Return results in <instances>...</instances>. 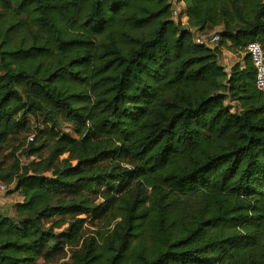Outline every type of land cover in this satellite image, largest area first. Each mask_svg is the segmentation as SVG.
<instances>
[{
	"label": "trees",
	"instance_id": "trees-1",
	"mask_svg": "<svg viewBox=\"0 0 264 264\" xmlns=\"http://www.w3.org/2000/svg\"><path fill=\"white\" fill-rule=\"evenodd\" d=\"M252 41L264 0H0V264H264Z\"/></svg>",
	"mask_w": 264,
	"mask_h": 264
},
{
	"label": "built area",
	"instance_id": "built-area-1",
	"mask_svg": "<svg viewBox=\"0 0 264 264\" xmlns=\"http://www.w3.org/2000/svg\"><path fill=\"white\" fill-rule=\"evenodd\" d=\"M219 40L217 35L213 36L210 39L211 43H215ZM245 53L249 57L251 64L255 70V85L259 91L264 92V50L258 42H249L245 48ZM33 136L28 138V141L31 142ZM9 190V186L4 184L0 180V196L6 195Z\"/></svg>",
	"mask_w": 264,
	"mask_h": 264
},
{
	"label": "crops",
	"instance_id": "crops-1",
	"mask_svg": "<svg viewBox=\"0 0 264 264\" xmlns=\"http://www.w3.org/2000/svg\"><path fill=\"white\" fill-rule=\"evenodd\" d=\"M181 10H183V5ZM245 56V53L241 55H235L231 52L223 50L220 57V64L224 66L227 71H229L231 67L236 63H240L241 65H243ZM22 200L23 197L19 193L0 196V213L5 216H12L13 205L21 202Z\"/></svg>",
	"mask_w": 264,
	"mask_h": 264
},
{
	"label": "rangeland",
	"instance_id": "rangeland-1",
	"mask_svg": "<svg viewBox=\"0 0 264 264\" xmlns=\"http://www.w3.org/2000/svg\"><path fill=\"white\" fill-rule=\"evenodd\" d=\"M176 2V1H175ZM174 2V7H175V11H176V13H175V15L177 16L178 14H179V12L180 11H182L181 9H182V5L181 4H178L177 2L175 3ZM65 130H68V131H70L71 132V130H69V128H67L66 127V125L65 124H63V126H62ZM22 159V163L24 164H26V161H24V159L23 158H21ZM96 222H98V221H96ZM89 225H90V223H89Z\"/></svg>",
	"mask_w": 264,
	"mask_h": 264
}]
</instances>
